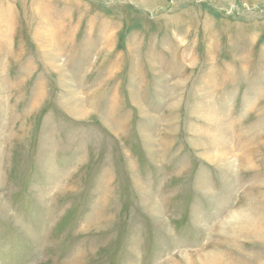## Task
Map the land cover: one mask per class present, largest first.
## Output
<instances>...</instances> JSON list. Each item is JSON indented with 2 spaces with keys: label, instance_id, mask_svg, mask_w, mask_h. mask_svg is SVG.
<instances>
[{
  "label": "rangeland",
  "instance_id": "obj_1",
  "mask_svg": "<svg viewBox=\"0 0 264 264\" xmlns=\"http://www.w3.org/2000/svg\"><path fill=\"white\" fill-rule=\"evenodd\" d=\"M0 264H264V0H0Z\"/></svg>",
  "mask_w": 264,
  "mask_h": 264
}]
</instances>
